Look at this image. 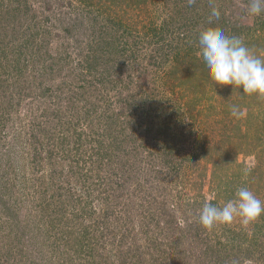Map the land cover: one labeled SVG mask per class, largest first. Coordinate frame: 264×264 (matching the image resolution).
Masks as SVG:
<instances>
[{
  "label": "rangeland",
  "instance_id": "rangeland-1",
  "mask_svg": "<svg viewBox=\"0 0 264 264\" xmlns=\"http://www.w3.org/2000/svg\"><path fill=\"white\" fill-rule=\"evenodd\" d=\"M248 5L0 0V264H264V215L199 221L241 187L264 201V97L198 55L214 26L264 57Z\"/></svg>",
  "mask_w": 264,
  "mask_h": 264
},
{
  "label": "clouds",
  "instance_id": "clouds-1",
  "mask_svg": "<svg viewBox=\"0 0 264 264\" xmlns=\"http://www.w3.org/2000/svg\"><path fill=\"white\" fill-rule=\"evenodd\" d=\"M188 3L192 5L195 0H188ZM247 11L254 17L264 15V0H249ZM220 16V8L213 6L209 24ZM198 55L215 84L232 85L235 89L242 87L244 94L264 97V57L255 54L242 38L228 36L219 27H207L199 33ZM230 111L237 119L244 115V111L236 105ZM262 215L264 201L248 188L241 187L236 191L235 199L225 202L223 206L206 201L199 213V221L204 228L211 229L217 223L231 224L236 218L247 225Z\"/></svg>",
  "mask_w": 264,
  "mask_h": 264
},
{
  "label": "trees",
  "instance_id": "trees-1",
  "mask_svg": "<svg viewBox=\"0 0 264 264\" xmlns=\"http://www.w3.org/2000/svg\"><path fill=\"white\" fill-rule=\"evenodd\" d=\"M36 19V18H35ZM35 21V20H34ZM34 26H35V33L34 34H36V35H48L49 34V31H48V29H43V30H41L42 29V27L41 28H39V26L37 27V21L35 22V24H34ZM36 27H37V29H36ZM34 34H31L30 36L32 37V36H34ZM35 37V36H34ZM155 99H152V100H146V101H144V100H141V105L140 104H135V102H134V106L136 107V110H138V109H141V110H144L145 108H144V106H148L149 108H150V110H152L151 108H152V106H153V104H152V102L153 103H155L156 101H154ZM149 103V104H148ZM129 104V106H132V103L131 102H127L126 103V105H128ZM138 112V111H137ZM146 111L144 110L143 111V117L145 116V113ZM191 115H193V114H191ZM157 119H158V117H157ZM142 121H143V124L144 125H146L147 123L145 122L144 123V118H142ZM144 125H138V126H140V131L138 132V131H136V132H134L135 133V135L137 136V137H139L142 141H144V139H145V134L143 133L144 131H145V126ZM148 127V126H147ZM158 127H156V129H157ZM161 133V130H158L157 131V134H160ZM159 141V140H158ZM150 211V210H149ZM151 212H148V213H146L145 215H147L146 216V218H148L149 220H150V222L154 219V216H152L153 214H150ZM150 222L148 223V224H150ZM144 227H147L146 225H143ZM198 234H200V232H198ZM172 245V244H171ZM157 246H160V244H158ZM162 246V245H161ZM157 248H160V247H157ZM156 248V249H157ZM162 250H163V248L161 247V249H159V253H161L162 254ZM171 253V252H170ZM164 254H165V251H164ZM160 255V254H159ZM163 260V259H162ZM136 262H139L138 260H136Z\"/></svg>",
  "mask_w": 264,
  "mask_h": 264
}]
</instances>
